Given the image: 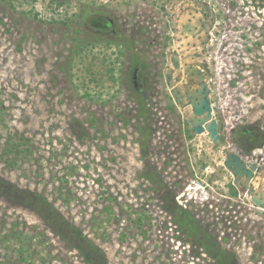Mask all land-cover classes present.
<instances>
[{"label": "rangeland", "instance_id": "374dc122", "mask_svg": "<svg viewBox=\"0 0 264 264\" xmlns=\"http://www.w3.org/2000/svg\"><path fill=\"white\" fill-rule=\"evenodd\" d=\"M106 18L113 32L95 27ZM206 23L226 46L209 83L220 148L208 155L209 137L194 135L188 177L168 89L185 102L171 70ZM240 131V150L264 148V0H0V180L46 200L85 245L0 195V264H264V208L210 172ZM252 185L264 202V174Z\"/></svg>", "mask_w": 264, "mask_h": 264}, {"label": "flooded vegetation", "instance_id": "af4514ba", "mask_svg": "<svg viewBox=\"0 0 264 264\" xmlns=\"http://www.w3.org/2000/svg\"><path fill=\"white\" fill-rule=\"evenodd\" d=\"M164 16L167 17L166 15H164ZM136 17L139 18V16H136ZM168 18H169V16H168ZM136 20H134V21H136ZM113 25H114V21L109 19V18H106L105 22H103L102 26H100L99 29L97 28V30L98 31L111 30L113 32L114 31ZM154 26H156V25L153 24V27ZM142 27H145V25ZM184 27H185V25H184ZM148 28L150 29V25ZM194 34L195 35L191 36L189 38V40L187 38H184L185 47L188 49L189 45H190V48H192V51L190 52V54H188L186 56L184 54L180 53L179 54L180 60H178V62L175 63L176 68L173 67L171 70L172 71L171 79L175 83L174 86L177 87L179 89V91L184 89L183 91H184L185 102L182 105H180L181 104L180 102L179 103L176 102L175 101L176 100L175 99V93L173 92V89H175V88H172L171 91L168 89V133H169L168 138L173 139L176 147H178V148L183 147L184 144L186 143L185 148H188V150L186 152V155L184 154L185 156H183V162H182L184 165L185 164L186 165L183 166L182 168L188 177L189 176L196 177L195 174L193 175V171L195 169H194V166L192 164V161L190 160V152H189V148L193 149V145H194L193 144V139H194L193 136L194 135L200 136L203 134L204 135L206 134L208 136L209 133L206 130V125L208 124L206 122L205 125H201V127L203 128V131L199 134H196L194 132L193 127L189 124V122H191L193 118L189 119V118L183 117L182 113H183L184 108L187 109L188 107H190L191 99L194 96L192 93H197L198 96L201 97L200 98L201 101L207 99L208 103H209V107L211 106L210 100H212V98L210 97L209 91L211 90V88H210L209 83L212 82V74H213L212 68H213V63L216 60L215 55H217L219 52H222V50L226 49V46L221 47V49H220V46H222V45L216 43L217 39L215 38V35H213L211 32V24H207V23H206V25L201 24V26H199V28H197V30L194 32ZM180 38L181 37H176L177 41H179ZM156 41H157V37H156V40L153 42H156ZM173 41H174V35L172 33H169L168 34V51H171L172 54L175 53V51L170 50ZM163 46H164V42H163ZM161 49H162L161 42H158L157 43V50L162 51ZM222 54L223 53H221V55ZM173 59H175V58L172 57L170 62H172ZM224 59H228V61H231L230 55H229V57L227 56ZM155 67H157V66H155ZM152 75H154L155 77H158L157 71H154ZM168 77H170L169 74H168ZM156 80H157V78H156ZM168 85H169V83H168ZM191 90H192V93H190ZM192 111H193V109L191 108V112ZM211 114H212V110L210 107V115ZM210 120H212V119H210ZM210 120H209V122H210ZM214 121L216 124L215 132L217 135V139L215 142H213L212 139L209 137V140H210L209 146L210 147H208V148H209L210 152H207L208 155H211L210 154L211 152L214 155L215 150L217 148H220L219 142H220V138H221V132L219 130V124L217 123V120L214 119ZM230 138H231L230 145L228 146L229 150L227 149L225 152L224 161H225L227 156H229L231 154L236 155L242 161V163L245 164L246 170L250 171V173H251L250 178H248L247 174L243 175V177H238V187H236V193H237V197H236V196L232 195V193H231L232 191L230 189H228V187H227V184L229 182H233L234 179L236 178V176L233 175L230 170H227L224 167V165H222V168L216 167V169H215V167H214L213 170L210 171L211 177L218 178L220 170H222L223 172H227L229 175V179L225 184V188L227 190L228 196H230L231 199L236 201L241 197V195L244 194L243 192H246V196L250 199L251 206H253L257 209L263 210V208L255 205L252 202V194H254V192H255L254 191L255 189L252 185V181L255 180L257 175L264 174V154L262 151L264 148H262L261 150L258 149L257 151L250 149V150H248L247 153H245L244 150H242V149L240 150V144H239V142L242 143V141L248 143L249 140H248L247 136L245 135V132H241V131L238 132L236 134L237 140H234L232 134L230 135ZM171 139H169V140H171ZM223 149H226V148L223 147ZM206 154H204V156L201 154L202 159H204V163L207 162L206 161L207 159H209L208 157H205ZM195 164L197 165V162H195ZM223 164H224V162H223ZM189 165H190V167H189ZM196 168H198L199 170H202V169L204 171L206 170V166H204L202 168L200 166H196ZM242 179L244 181H241ZM246 183H247V185H246ZM233 186H235V185L233 184Z\"/></svg>", "mask_w": 264, "mask_h": 264}, {"label": "trees", "instance_id": "16d2710c", "mask_svg": "<svg viewBox=\"0 0 264 264\" xmlns=\"http://www.w3.org/2000/svg\"><path fill=\"white\" fill-rule=\"evenodd\" d=\"M100 26H102V24L96 25L95 27L99 29ZM138 101H139L138 110L140 117L142 116L146 120H148L149 110L146 107L147 104L144 102L143 96H138ZM148 124L142 130L147 131V129H149ZM0 195L6 197L7 199L9 198L10 201H14V202L21 201V203H23L24 206L32 208L45 221V223L54 231V233L58 235L61 239L69 243H76L79 244V246L81 245L84 238L80 235V233L77 232L71 224H69L62 217H60V215L57 214L54 208L43 198L34 196L29 192L17 189L13 185L3 180H0ZM83 246L82 248L84 249L85 247ZM82 253L84 252L82 251ZM90 254L92 253L90 252ZM90 256L88 257L87 260L88 263L102 264L100 259L96 260V258L93 259L92 255ZM218 261L221 264V262H223V258H221L220 256L218 258Z\"/></svg>", "mask_w": 264, "mask_h": 264}, {"label": "water", "instance_id": "95a60500", "mask_svg": "<svg viewBox=\"0 0 264 264\" xmlns=\"http://www.w3.org/2000/svg\"><path fill=\"white\" fill-rule=\"evenodd\" d=\"M164 13L168 17V12L166 11ZM191 108L193 109V119L191 122H189V124L193 127L194 132L196 134L201 133L203 131L201 125L207 122L208 124L206 125V130L209 133L208 137H210L212 141L215 142L217 139V135L215 132L216 124L214 120H210L211 115L208 100H202L199 105L191 103ZM209 120L210 122H208ZM223 165L227 170H230L232 174L236 176L233 182H229L227 184V187L232 191V195L237 197L236 187H238V177H243V175L247 174L248 178H250L251 173L250 171L246 170L245 164L242 163V161L236 155L233 154L226 157ZM233 184L235 186H233ZM252 202L257 206L264 208V202L259 200L254 194H252Z\"/></svg>", "mask_w": 264, "mask_h": 264}]
</instances>
